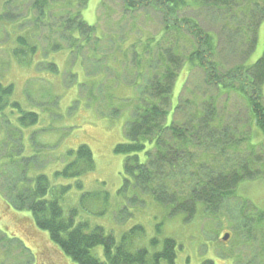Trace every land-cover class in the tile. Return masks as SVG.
<instances>
[{
  "label": "trees",
  "instance_id": "obj_1",
  "mask_svg": "<svg viewBox=\"0 0 264 264\" xmlns=\"http://www.w3.org/2000/svg\"><path fill=\"white\" fill-rule=\"evenodd\" d=\"M15 1L0 0L1 21H18L19 14L10 10V7L14 9L18 6ZM17 1L23 6L26 0ZM30 1L31 10H35L37 14L32 15L35 16L33 19L30 14V21L23 20L17 25L20 30L14 32L11 56L23 67L37 61L39 65L58 71L54 62L37 60L38 56L42 59V55H47L37 37L42 32L43 24H51L49 16L53 3L64 5L68 0ZM121 1L124 21L128 16L136 19L142 12H146L144 15L148 16L153 11L161 18L162 23L156 33L131 40L135 47L133 56L129 57L130 51L126 50L122 58L126 62L122 75L124 81H135L136 70L143 68L139 74L141 84L137 89L138 97L136 102L129 104L132 117L126 124L127 141L115 147L117 153L125 156L124 187L133 185L141 193H150L158 202L171 205L172 214L184 212L193 217L200 202L209 212L220 211L227 200L234 197L241 181L257 176V172L251 167L256 145H251L249 140L252 139L254 123L264 133V54L252 66H246L244 61L256 49L258 30L264 20V0ZM85 5L86 0H83L82 5L71 11V17L60 20V30L68 40L74 39L68 36L70 27L79 31L73 46L78 48L77 54H83L86 48H90L86 54L88 61L95 59L96 62L92 61L88 68L96 75L102 70L97 66V57L99 61L103 60L101 67L116 65L115 56L120 41L114 30L108 33L100 28L103 40L96 35L97 27L87 24L82 18ZM192 7L213 10L225 16V26L222 27L226 35L224 43L221 37L205 30L196 18L183 13ZM61 12L66 14L68 10L64 7ZM111 12L118 11L113 8ZM103 14L104 12L99 20L104 19ZM26 23L32 24L28 30H25ZM118 23L115 22L116 26ZM133 31L141 30H134V26L130 25V29L123 34L131 37L130 33ZM50 37L51 34H48V38ZM184 39L188 44L186 46L181 43ZM96 41H101L98 52L91 48ZM107 41L114 42L115 47L108 46ZM137 49L143 51L141 54L147 55H140ZM223 51L224 57L233 55V66L227 67L223 57L221 58ZM186 64L190 72L202 70V86L205 84L206 89L200 90L203 94L195 93L185 86L186 81L184 91L187 95L179 97L173 112V116L179 112L183 114L184 120L173 119L168 125L166 119L172 107L176 79ZM96 83L99 84L98 81ZM97 85H93L92 89L97 88ZM211 90H215L216 94L211 95ZM14 92L13 83L0 80V135H6V138L0 137V147L7 141L18 139V150H22L23 144L19 138L22 128L38 123L40 115L24 109L14 98ZM223 94L227 98L238 96L246 100L250 118L242 125L252 122L248 135L241 132V127L240 131H235L230 125L222 126L223 119L218 116L216 100ZM119 112L116 109L111 114L117 115ZM245 141L251 146L252 158H238L237 154L243 150L240 146ZM13 146L16 147V143ZM10 150L1 153L0 149V170L6 165H14L16 173L21 175L14 183L17 192L12 206L18 210H29L38 228L46 231L50 241L74 264H162L163 261L175 264L177 244L172 238H165L161 243L162 249L151 254L146 248H131L134 240L144 235L141 225L133 226L123 235L122 241L117 242L113 235L105 233L103 227L97 226L88 231L86 222L76 223V209L65 216L59 199L71 191V185L52 186L45 174L28 179L24 176L26 168H19L20 163L8 158ZM69 155L73 157L72 160L61 171H57V176L79 178L95 168L94 154L88 145L81 144L76 151H70ZM24 179L30 183L18 188L19 182ZM77 186L81 188L82 182L78 181ZM51 191L52 198L48 197ZM260 216L263 218L264 213ZM151 242L156 248L160 240L154 238ZM100 245L104 247V260L93 253ZM207 264L214 263L209 261Z\"/></svg>",
  "mask_w": 264,
  "mask_h": 264
},
{
  "label": "rangeland",
  "instance_id": "obj_2",
  "mask_svg": "<svg viewBox=\"0 0 264 264\" xmlns=\"http://www.w3.org/2000/svg\"><path fill=\"white\" fill-rule=\"evenodd\" d=\"M16 1L18 6L14 9L10 7V10L19 14L18 21L8 23L9 31H13L12 25L23 20L30 21L29 18L37 14L35 10H31L30 0H26L23 6ZM103 1L106 4H102V0H86L82 18L87 24L97 27L96 35L102 40V30L108 33L114 30L113 32L119 35L120 42L118 50L115 49L116 65L101 67L103 60L99 61L97 57V66L102 70L96 75L88 68V65L96 60L88 61L87 53L84 52L86 66L82 53L77 54L78 48L73 46L79 31L70 27L68 36L74 39L70 38L68 42L67 36H60L64 34L58 27L60 20L71 17V11L82 5L83 0H68L64 5L53 3L49 16L51 24L43 25L45 27L37 37L41 47L47 52V55H42V59L38 56L37 60L54 62L58 71H52L44 65L39 67L37 61L24 68L16 66L7 55V49L14 45L12 34L6 35L0 41V46L5 48L0 50V79L5 83L14 84V98L24 109L40 115L38 123L22 128L19 138L24 149L16 150L12 138V141H7L6 145L11 148L8 158L12 162L22 164L26 168L24 176L31 180L37 174H45L52 186L70 184L71 191L59 199L64 215L68 216L72 209H76V223L86 222L88 231L100 226L106 234L113 235L117 242H121L129 229L141 225L145 233L143 237L134 240L132 250L146 248L153 254L155 250L162 249L161 243L165 238H172L177 244L175 264H207L209 261L215 264H264V218L260 216L264 213V133L255 123L252 125V139L249 140L251 145H256L253 149L256 156L251 162V167L257 168L260 172H256L260 174L241 181L236 187L235 198H231L218 212L210 213L200 202L192 218L184 212L171 214L172 207L158 202L150 193H141L133 185L124 187L125 156L117 153L115 147L127 141L126 124L132 117L129 104L136 102L138 97L137 89L141 84L139 74L143 68L136 70L135 81H124L122 75L126 62L122 61V58L126 50L130 51L129 57L133 56L135 47L131 40L156 33L162 23L161 18L153 11L149 12L148 16L144 15L146 12H142L136 19L128 16L124 21L121 0ZM64 7L68 10L66 14L61 12ZM111 7L118 12H111ZM103 12L104 19H109L108 21L99 20ZM183 13L196 18L205 30L221 37L224 43L226 35L222 27L225 26L226 19L223 14L195 7L188 8ZM35 16H32V19ZM116 21L119 22L117 26ZM71 23L74 24V21ZM130 25L134 26V30L140 29L142 33L133 31L130 33L131 37L123 34L130 29ZM30 26L31 23H26L25 30ZM56 27V34L50 39L46 38L48 29ZM114 37L113 34L112 39ZM48 40L49 44H52L51 47L47 46ZM107 42L108 46L116 45L114 42ZM181 43L188 45L185 39ZM100 44L101 41L94 42L92 50L98 52ZM141 52L143 51L137 49L140 55H147ZM224 52L221 58L223 57L227 67L233 66V55L224 57ZM263 54L264 20L258 32L256 49L244 63L246 66H252ZM12 58L15 57L12 55ZM202 82L203 72L200 69L190 72L186 64L179 72L172 94V107L166 119L168 125L172 123V118L184 120L183 114L179 112L173 117V112L179 102L180 93L181 97L187 95L185 86L195 93H200L201 89H206ZM93 85H97V88L92 89ZM209 93L215 95L216 91L211 90ZM244 100L238 96L227 98L223 94L216 101L218 116L223 119L222 126L230 125L235 131H240L241 127V132L248 135L252 122L242 125L250 118ZM116 109L120 112L117 115L111 114V111ZM0 137L6 138L5 134ZM81 144L88 145L92 150L95 168L79 178L56 176L55 172L61 171L72 160L69 151H76ZM250 144L247 141L241 144L243 150L237 154L238 158L251 156ZM16 171L17 169L8 165L0 170V264H74L55 244L49 242L48 233L35 225L29 211H19L7 204H13L17 192L14 183L21 175ZM5 173L7 175H4ZM78 181L83 184L81 188L77 186ZM29 183L24 179L19 182L18 188ZM48 197H53L52 191ZM241 216L249 219L251 225L245 227L247 220ZM252 221L255 224H252ZM226 232L232 235L228 242L222 241ZM153 238L160 240L157 248H154L151 242ZM93 253L104 260L103 246H97ZM162 264L167 263L163 261Z\"/></svg>",
  "mask_w": 264,
  "mask_h": 264
},
{
  "label": "water",
  "instance_id": "obj_3",
  "mask_svg": "<svg viewBox=\"0 0 264 264\" xmlns=\"http://www.w3.org/2000/svg\"><path fill=\"white\" fill-rule=\"evenodd\" d=\"M229 238V234H226L225 236H224V240H227Z\"/></svg>",
  "mask_w": 264,
  "mask_h": 264
}]
</instances>
